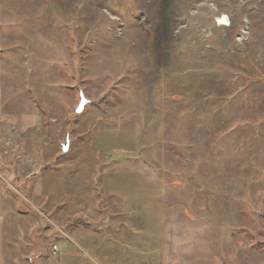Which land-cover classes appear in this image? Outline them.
I'll return each instance as SVG.
<instances>
[{
    "label": "rangeland",
    "instance_id": "1",
    "mask_svg": "<svg viewBox=\"0 0 264 264\" xmlns=\"http://www.w3.org/2000/svg\"><path fill=\"white\" fill-rule=\"evenodd\" d=\"M0 185V264H51L66 225L264 264V0H0Z\"/></svg>",
    "mask_w": 264,
    "mask_h": 264
},
{
    "label": "crops",
    "instance_id": "2",
    "mask_svg": "<svg viewBox=\"0 0 264 264\" xmlns=\"http://www.w3.org/2000/svg\"><path fill=\"white\" fill-rule=\"evenodd\" d=\"M105 182L104 179H101ZM101 186V183H98ZM105 190L102 187V191ZM100 191V190H99ZM100 191V192H102ZM115 194V190H112ZM105 192V191H104ZM94 195V193H93ZM119 196L120 194H116ZM124 195V194H122ZM99 196V195H98ZM145 193H135L126 197L125 200L119 201L123 207H126L125 213L121 214L119 219L125 221V223H129V227H133L135 223L141 222L143 216H149L147 213L144 203L151 202L152 199H145ZM135 205H138V210L134 212L132 209ZM4 195L2 191V187L0 185V262L1 255L3 254V248L5 246L4 243ZM134 213H131V212ZM156 212V210H155ZM122 213V211H120ZM131 213V214H130ZM152 213V211H151ZM67 231L62 232L55 237L56 245L58 246V252L54 255V258L51 260V264H125L124 255H128L131 260L130 264H141V259L139 255H141V235L137 233V231H132L134 228H129L125 225V232L118 238V243H116L117 251L120 255L117 257H111L108 251L114 250V245H108L102 239L101 235H98L91 229H87V227L80 225H66ZM65 226V227H66ZM63 228V224H62ZM62 237V238H60ZM58 243V244H57ZM52 252V251H51ZM142 264H147L146 262Z\"/></svg>",
    "mask_w": 264,
    "mask_h": 264
},
{
    "label": "water",
    "instance_id": "3",
    "mask_svg": "<svg viewBox=\"0 0 264 264\" xmlns=\"http://www.w3.org/2000/svg\"><path fill=\"white\" fill-rule=\"evenodd\" d=\"M221 21H223L225 23L227 21V17H223V19ZM80 95H81L80 96V102L78 103V106L75 109V113L76 114L82 113L83 108H84V106H85V104L87 102V100L83 97V95L82 94H80ZM68 146H69V144L67 143L66 145H64L62 147V152L63 153L67 152Z\"/></svg>",
    "mask_w": 264,
    "mask_h": 264
},
{
    "label": "built area",
    "instance_id": "4",
    "mask_svg": "<svg viewBox=\"0 0 264 264\" xmlns=\"http://www.w3.org/2000/svg\"><path fill=\"white\" fill-rule=\"evenodd\" d=\"M242 33H244L245 34V32H242ZM241 39H243V38H241ZM241 41H243V40H241ZM67 139H68V137H67ZM7 147H8V145H7ZM3 154H6V153H3ZM109 220H106V221H104V224L105 223H107ZM58 224V226H59V223H57ZM53 226V223H51V227ZM105 234V233H104ZM102 235V234H101ZM106 235H102V239L103 240H105V239H107V236L105 237ZM105 237V238H104ZM51 251H52V253L53 254H56L57 252H58V246L56 245V244H53L52 245V249H51Z\"/></svg>",
    "mask_w": 264,
    "mask_h": 264
}]
</instances>
